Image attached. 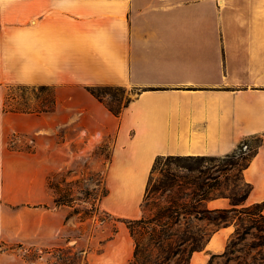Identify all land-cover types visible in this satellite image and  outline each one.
I'll use <instances>...</instances> for the list:
<instances>
[{"label": "crops", "instance_id": "obj_1", "mask_svg": "<svg viewBox=\"0 0 264 264\" xmlns=\"http://www.w3.org/2000/svg\"><path fill=\"white\" fill-rule=\"evenodd\" d=\"M66 82L77 86H57ZM5 84L52 87L56 104L40 114L5 112L0 92V243L70 246L75 241L62 233L73 221L47 181L70 156L63 148L47 154L42 144L35 152L12 150L11 135L54 140L71 125L85 140L82 155L113 140L111 211L141 218L139 202L133 215L129 204L117 206V191L136 186L127 176H143L145 195L158 156H225L244 138L264 136V0H0ZM102 86L137 94L117 117L88 90ZM245 178L254 186L248 204L263 202L264 144ZM235 230H219L191 264L224 253ZM121 248L119 238L110 239L103 259L118 264ZM0 264L35 263L3 252Z\"/></svg>", "mask_w": 264, "mask_h": 264}, {"label": "trees", "instance_id": "obj_2", "mask_svg": "<svg viewBox=\"0 0 264 264\" xmlns=\"http://www.w3.org/2000/svg\"><path fill=\"white\" fill-rule=\"evenodd\" d=\"M27 85H9V90L28 88ZM48 86H41L43 91ZM88 90L117 117L129 106L128 101L118 108L106 103L101 89ZM124 89L123 87H118ZM53 90V89H52ZM5 97L3 109L12 113H45L54 109L56 98L52 91L50 106L28 107L27 103L9 105ZM264 144V136L244 138L237 148L225 156L161 155L155 160L145 190V214L138 219H124L134 241L135 249L130 264H191L195 252L204 250L212 237L222 228L235 226L227 248L222 254L212 255L208 264H264V201L248 204L254 186L245 178V171ZM161 170V176L155 174ZM48 177L57 207L73 208L70 220L77 215L81 222L91 219L100 211L75 205L73 188L61 192V186ZM92 195L87 192L86 196ZM109 195V189L99 199ZM226 199L228 207H212L215 200ZM147 212V213H146ZM253 237L250 240V237ZM254 251H258L254 253ZM222 258V262L218 259Z\"/></svg>", "mask_w": 264, "mask_h": 264}, {"label": "rangeland", "instance_id": "obj_3", "mask_svg": "<svg viewBox=\"0 0 264 264\" xmlns=\"http://www.w3.org/2000/svg\"><path fill=\"white\" fill-rule=\"evenodd\" d=\"M8 86L5 84L0 87V92L3 94L4 102L5 97L10 96L9 105L27 103L28 107L35 109L43 102V107L51 104L52 87H47L48 89L43 91L41 86H29L23 90H9ZM57 86L64 91L77 85L66 82L57 84ZM112 87V89H101L100 94L106 103L116 108L132 101L137 94V90L130 86L123 87L124 89L118 88V86ZM41 137L43 136L13 134L9 138V148L16 151L35 152L39 148V144H42L47 150V154L52 149L63 148L67 156H70V158L68 157L70 161L62 168L49 173V176L53 174L54 183L61 186L60 193L65 192L68 188L74 189L76 198L74 202L77 207L81 209L91 208L92 205L96 204L100 207V211L85 222H81L77 215L71 217L75 225L69 224L62 233L64 239L75 241L70 246L40 249L22 245L19 242L3 241L0 243L2 248L0 253L15 252L27 262L35 264H108L109 260L103 259L102 256L105 245L110 239L119 238L122 248L119 252L118 264H130L133 259L135 244L126 223L121 221L130 218L117 216L111 211L113 195L105 197L102 201L99 200L104 192V187L107 186L108 188L107 169L111 159L113 140L107 139L106 142L95 147L90 153L82 155L80 150L84 147L85 140L78 136V131H75L71 125L62 126L54 140L46 138L42 141ZM75 153L79 154L74 158ZM155 176L158 179L161 176V170L156 172ZM142 177L127 176L126 180L130 182L136 180L134 190L130 192L117 191L119 198L117 206L129 204L130 208L127 213L131 215L137 212L138 202L139 209L143 215L145 214ZM87 192L92 193V195L86 196ZM68 210L69 215L73 214V208L68 207ZM252 239L251 236L250 240ZM257 252L254 251V253ZM177 259L178 257L174 258L170 264H176ZM222 261V258L218 259V262Z\"/></svg>", "mask_w": 264, "mask_h": 264}]
</instances>
